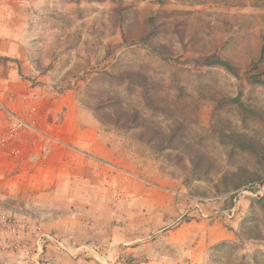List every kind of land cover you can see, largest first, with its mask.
<instances>
[{"label": "rangeland", "instance_id": "374dc122", "mask_svg": "<svg viewBox=\"0 0 264 264\" xmlns=\"http://www.w3.org/2000/svg\"><path fill=\"white\" fill-rule=\"evenodd\" d=\"M55 1L41 18L46 29L39 43L33 40L26 64L0 57V76L28 82L35 97L73 95L120 163L161 186L168 201L162 213L135 216L136 240L146 239L151 252L126 254L127 246H118L122 235L106 232L121 228L122 234L127 225L105 223L111 218L103 214V201L64 200L45 181L48 163H25L30 150L18 143L21 131L40 129L8 108L4 131L17 136L6 140L4 134L0 149L23 161L0 166L8 183L0 202V264H155L164 238L167 258L159 263L171 264L179 227L215 222L230 238L209 245L199 264H264V167L221 138L243 136L264 151V86L220 67L184 62L220 58L244 73L259 61L264 70V0ZM150 32L146 44L142 39ZM13 63L18 72L8 71ZM123 71L154 83L148 87L157 106L148 103L140 84L118 78ZM7 85L10 99L19 97L20 83ZM111 97L117 100L108 105ZM236 97L242 106L230 102ZM121 113L144 126L126 131L108 122ZM169 134L177 135L178 148L160 149V138Z\"/></svg>", "mask_w": 264, "mask_h": 264}, {"label": "crops", "instance_id": "0c3cea01", "mask_svg": "<svg viewBox=\"0 0 264 264\" xmlns=\"http://www.w3.org/2000/svg\"><path fill=\"white\" fill-rule=\"evenodd\" d=\"M55 2L0 0L1 58H12L19 60L20 64H26L28 57L34 52L33 40L39 43L42 38L40 32L46 29L42 26L41 18L47 15V9L54 6ZM16 66L15 63L8 64L7 69L18 72L19 68ZM7 81L19 82L21 85L22 92L16 99H10L7 91H3L9 86ZM27 83L14 77L6 80L0 76V140L5 139L6 135L10 138L17 136L4 131L8 108L16 114L29 116L31 123L40 130H33L31 134L21 131L18 143L21 146L25 144L24 147L30 150L29 155L25 156V163H48L45 181L52 184V192H56L64 200L103 201V214H110L111 218L105 219V223L115 224L116 221V224L127 225L125 233L120 234L116 230L121 228L106 233L122 235L123 243L120 242L118 246L126 245V254H149L150 243L146 239L136 240L135 216L162 213L168 201L167 192L161 186L151 185L145 177L137 176L129 164L120 163L109 141L101 135L95 119L78 106L73 95L35 97ZM48 118L52 120L49 121ZM41 158L44 162H41ZM21 161L23 159L17 157L14 160L8 152L0 149L1 167ZM7 184V180L0 175L1 203L7 197ZM36 198L37 196L33 200ZM110 201L114 205L105 206ZM202 226L204 225L188 223L177 229L175 233L179 239H170L176 244L171 247L176 249L174 256L170 258L171 264H199L209 245L230 238L229 233L218 222ZM150 227L151 225L142 226L139 232ZM166 240L167 238L160 240L157 249L159 252L153 263L161 264L159 260L167 258L165 253L168 251L169 241ZM113 253L118 254L115 251Z\"/></svg>", "mask_w": 264, "mask_h": 264}, {"label": "trees", "instance_id": "16d2710c", "mask_svg": "<svg viewBox=\"0 0 264 264\" xmlns=\"http://www.w3.org/2000/svg\"><path fill=\"white\" fill-rule=\"evenodd\" d=\"M151 35H152V32L147 34L142 39V41L146 44H149L150 43L149 38L151 37ZM262 53H264V46H263ZM177 62H178V60H177ZM184 62H192V63L197 64L198 66H201V67H220V68L225 69L227 72L232 74L237 79H240L247 84H257V85L264 86V70L261 69L259 61L252 62L250 65V68L247 71H245L244 73H240V71H238L237 68L231 62L224 60V59H220V58H217V59H214L211 57L197 58V59L187 60ZM117 76L119 79H122V80L126 79V80H130L134 83L140 84L142 86L141 88L143 90L144 96L146 95V99H147L148 103L152 106H157V103L155 102L154 96L150 95V93H149L150 88L148 87L154 83H151V85H150L148 83V79L145 75H143L142 73L135 74L132 71H123V72H118ZM116 100L117 99L115 97H111L107 100L106 103L108 105H111V104H114L116 102ZM230 102H235L236 104L242 106V103L240 102V97L230 99ZM250 112H255L256 114H258L260 116V114L256 111L250 110ZM97 118H99V116H97ZM99 120H101V118H99ZM107 120L114 127L122 128V130H126V131L144 126V124L140 120L133 117V115H129V114H122L121 113L117 116H115V114H114L113 116H109ZM121 122H124V123H121ZM177 138L178 137L176 134L164 135L160 138L157 146L160 149H164V148L171 149V150L177 149L178 148ZM221 138H222L224 143H227V144L231 143L232 146L240 148V149L246 151L247 153H249L252 157H255L256 159H258L260 161V164L264 167V151L262 149H258L255 146L254 142H251V139H248V138L243 137V136L239 137L235 134L222 135ZM150 139L151 138L146 140V142L151 143ZM192 165H193V167H192L193 172L198 173L197 163H192ZM210 170H211L210 168L202 169L201 172L207 173V171H210Z\"/></svg>", "mask_w": 264, "mask_h": 264}, {"label": "built area", "instance_id": "2783aa9c", "mask_svg": "<svg viewBox=\"0 0 264 264\" xmlns=\"http://www.w3.org/2000/svg\"><path fill=\"white\" fill-rule=\"evenodd\" d=\"M231 214L234 216L236 214V209H232Z\"/></svg>", "mask_w": 264, "mask_h": 264}]
</instances>
